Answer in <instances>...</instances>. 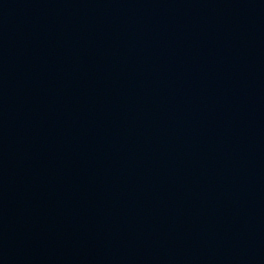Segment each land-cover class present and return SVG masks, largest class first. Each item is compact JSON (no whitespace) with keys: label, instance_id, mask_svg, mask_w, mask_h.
<instances>
[{"label":"water","instance_id":"1","mask_svg":"<svg viewBox=\"0 0 264 264\" xmlns=\"http://www.w3.org/2000/svg\"><path fill=\"white\" fill-rule=\"evenodd\" d=\"M0 264H264V0H0Z\"/></svg>","mask_w":264,"mask_h":264}]
</instances>
